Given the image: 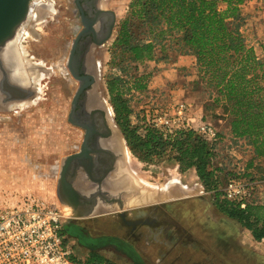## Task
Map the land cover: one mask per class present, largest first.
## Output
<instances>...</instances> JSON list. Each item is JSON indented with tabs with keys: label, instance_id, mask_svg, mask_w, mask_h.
Segmentation results:
<instances>
[{
	"label": "trees",
	"instance_id": "trees-1",
	"mask_svg": "<svg viewBox=\"0 0 264 264\" xmlns=\"http://www.w3.org/2000/svg\"><path fill=\"white\" fill-rule=\"evenodd\" d=\"M250 1L130 0L111 43L108 66L112 73L105 86L114 121L138 161H174L180 172L193 169L204 190L212 193L215 208L248 230L253 240L261 241L264 203L257 193L244 207L222 197L229 179L244 177L257 185L262 179L252 168L255 160H264V49L256 53L246 41L249 15L245 6ZM172 52L189 61L195 85L209 90L210 101L204 109L219 107L222 112L214 117L227 120L231 140L250 149L239 170L218 159L217 144L224 139L219 130L212 141L191 127L158 131L151 126L155 108L149 105L132 121L130 93L146 88V75L137 74V64L165 61ZM205 119V114L199 118ZM70 259L72 264H115L96 251L84 259L71 254Z\"/></svg>",
	"mask_w": 264,
	"mask_h": 264
},
{
	"label": "rangeland",
	"instance_id": "rangeland-1",
	"mask_svg": "<svg viewBox=\"0 0 264 264\" xmlns=\"http://www.w3.org/2000/svg\"><path fill=\"white\" fill-rule=\"evenodd\" d=\"M53 1L56 4L64 3V0ZM129 1L114 0L113 35L97 54V60L100 62L97 89L101 99H105V102L108 101L105 79L112 73L108 66L110 47L115 37L116 26L127 13ZM263 1L252 0L245 6V12L249 15L248 32L246 33L248 41H246L248 45L257 48L258 52L264 49V21L261 17ZM59 15L61 13H58V16L50 13V18L54 19L37 24L38 29H31L37 36L33 34L31 37H40L42 42L45 41L47 46L52 48L56 44V33H59L61 27L51 22H56L57 17H61ZM31 37H26L22 44L29 47L35 44L39 49L37 52H40L37 56L44 59L50 51L41 48L38 45L41 42L34 41ZM53 71L51 83L56 85L63 82L62 86L66 88L64 75L58 74L57 68H53ZM136 72L146 75V88L142 91L132 90L130 93V105L133 109L132 121L136 122L142 116L146 105L172 106L174 101L183 100L189 104L190 113L193 116L200 118L202 114H205V121L214 125L224 136V139L217 144L220 152L218 159L223 163L226 162L230 168H236L235 170L244 166L249 158L250 149L244 143H235L231 140L227 120L214 117V114H221L222 110L219 107L213 110L204 109L210 101L209 90L195 85L194 70L187 59L172 52L165 61H146L137 64ZM55 77L60 80H54ZM47 79L44 77L39 85V98L23 105L20 108L21 114L15 119L6 117L7 126L0 125V209L17 204L27 197L41 201L51 200L61 162L68 153L74 150L73 145L77 144L80 139V130L67 123L65 119L66 95L69 94L67 89L61 93V90L52 87L50 88L51 100H45L46 94L44 93L49 91L46 89ZM106 106L109 109L111 107L108 102ZM110 114L113 116L112 113ZM11 115L13 114L9 113V116ZM17 118L20 120L17 121ZM110 122L112 123V119ZM8 127L13 129L10 131ZM12 131L18 135L21 134L19 141L14 142L6 136ZM116 132L120 136L117 129ZM127 150L129 151L128 148ZM127 150L125 148L126 159L132 170L130 172L133 176L132 180L138 186L160 190L165 187V184L179 180L188 187L191 193L185 197L145 204H168L169 207L166 210L175 216L174 219L179 224L183 223L190 228L192 237L191 240L180 238L173 241L171 246L174 248L165 257L158 252L162 244L156 239H151L149 242L139 241L136 246L144 256L146 264H264V240H253L248 230L235 220L221 214L213 204L212 193L204 190L193 170L180 172L174 161L161 160L145 164L138 161L129 151L130 156ZM254 164L252 172L256 177L261 176L263 179L256 187V191L260 196H264V160H255ZM187 197L191 201L181 205ZM101 211L103 213L86 217L83 221L105 217L112 219V215L121 213L120 211ZM67 220L78 219L69 218ZM74 252V255L80 259L87 256L86 251L78 248ZM105 255L112 260H117L118 264L126 262V258L121 255H115L116 258L110 253H105Z\"/></svg>",
	"mask_w": 264,
	"mask_h": 264
},
{
	"label": "flooded vegetation",
	"instance_id": "flooded-vegetation-1",
	"mask_svg": "<svg viewBox=\"0 0 264 264\" xmlns=\"http://www.w3.org/2000/svg\"><path fill=\"white\" fill-rule=\"evenodd\" d=\"M63 2L56 4L53 0H33L29 16L19 28L15 39L11 41L10 46H7V43L0 51V125L7 126L6 117L15 119L21 114L20 108L23 105L39 98V85L44 77L48 78L46 89H49L44 93L45 100H51L50 88H58L61 93L67 89L69 94L66 95L65 119L67 123L80 130V139L73 145L74 150L68 154L78 152L88 134L86 148L89 155L78 160L77 167L72 165V169H77L71 177V183L81 193H90L88 194L90 199H94L95 196L93 203L95 210H108L124 205L125 202L119 192L128 189L125 188L123 179L119 177L125 172L124 155L122 156V150L125 153V149L122 143L114 141L118 135L114 124L110 122L111 114L106 111L108 101L101 99L97 89L100 65L97 54L113 35L114 0H64ZM50 13L57 16L61 13L59 15L61 17H57L56 22H51L61 27L59 33H56V44L52 48H49L45 41L42 42L40 37H31L33 34L36 35L31 29H38L37 24L54 19L50 18ZM28 36L34 41L41 42L38 44L41 48L50 51L47 56L44 55V59L37 56L40 52H37L39 49L35 44L30 47L22 44ZM70 67L77 77L91 81L77 95L74 102L75 93L83 80L75 78L71 74ZM53 68L58 69V74L64 75L66 88L62 86L63 82H59L60 85L51 83ZM53 79L60 80L56 77ZM61 93L59 95H62ZM9 113L13 114L11 115L13 117L9 116ZM69 115L72 122L84 124L88 130L71 123ZM19 120L20 118H17V121ZM110 124L113 128V138L106 136ZM11 129L13 128L8 127V130ZM17 135L12 131L6 136L9 140L17 142L21 134L18 135V139H16ZM178 183L184 185L179 180ZM51 198L55 204L62 207L56 195V188ZM188 199L187 197L182 201L181 205L189 203L188 201L191 200ZM167 207L168 204H152L144 207L140 205L114 214L112 219L110 217L93 220L87 218L86 221H83L86 218L65 219L62 225L63 233L70 243L73 254L78 248L86 251L87 255L91 251H96L115 264L119 262L107 257L105 253H110L115 258V255H121L126 258L125 264H138V262L146 264L144 256L136 246L139 241L149 242L151 239H156L162 244L158 252L165 257L174 248L171 246L173 241L192 238L190 228L183 223L179 224L174 219L175 216L166 210Z\"/></svg>",
	"mask_w": 264,
	"mask_h": 264
},
{
	"label": "built area",
	"instance_id": "built-area-1",
	"mask_svg": "<svg viewBox=\"0 0 264 264\" xmlns=\"http://www.w3.org/2000/svg\"><path fill=\"white\" fill-rule=\"evenodd\" d=\"M261 17L264 21V4ZM154 108L151 126L158 131L172 133L180 126L194 128L209 141L217 136V128L193 116L189 104L183 100ZM257 186L244 177L232 178L222 187V197L244 207L245 201L257 193ZM257 197L264 203V196L257 193ZM67 215L52 199L41 201L30 197L0 209V264H72L73 251L62 228Z\"/></svg>",
	"mask_w": 264,
	"mask_h": 264
},
{
	"label": "water",
	"instance_id": "water-1",
	"mask_svg": "<svg viewBox=\"0 0 264 264\" xmlns=\"http://www.w3.org/2000/svg\"><path fill=\"white\" fill-rule=\"evenodd\" d=\"M32 1L33 0H0V51L6 46L8 42L12 41L15 38L19 28L27 20ZM70 71L75 78H78L79 80H83V83L78 87L75 93V96L73 98V102H74L77 95L91 81L89 82L88 79L84 77H77L76 73L71 67H70ZM110 109L107 108L106 111L112 113L113 115L112 109L111 110ZM102 113L105 115V112L102 111ZM111 118H112V123L117 128L118 133L122 138L126 148L127 146L121 134V131L117 127L114 121V117L111 116ZM69 121L73 124H76L88 130L87 126H85L84 124H78L72 122L70 115H69ZM107 128H108V134L106 136L108 138H111L113 135V128L111 124L110 126L108 125ZM87 135L88 134H86L84 141L80 146L79 151L65 156L59 167V172L56 182V195L58 200L61 202L62 207L67 211L68 214L67 219L86 218L103 213V211L95 210L93 207V203H95V196L94 199H90V195H88L90 193H81L71 183L72 180L71 177L75 173V169H77V168L72 169V165H74V167H77L78 165H76V163L78 160H81V158L89 156L88 149L86 148ZM123 155L124 152L122 150V156ZM117 178L118 177H116L115 180H117ZM90 179L94 181L92 178ZM131 188L133 189L121 190L119 192L120 193L119 195L121 196V198H123V195H128L129 193H132L131 201L132 204L135 206L145 205L155 202H164L168 199L185 197L191 194L189 193L188 187L179 184L178 181L171 184L167 183L165 184V187L160 190L151 189L150 187H143V186L140 187L137 185V183L133 181V187ZM115 209H119L121 213L123 211L122 206H118L114 208L112 207L108 209V211H114Z\"/></svg>",
	"mask_w": 264,
	"mask_h": 264
},
{
	"label": "crops",
	"instance_id": "crops-1",
	"mask_svg": "<svg viewBox=\"0 0 264 264\" xmlns=\"http://www.w3.org/2000/svg\"><path fill=\"white\" fill-rule=\"evenodd\" d=\"M248 32V31H247ZM246 32V33H247ZM246 40H247V38H246ZM248 41V40H247ZM263 42V41H262ZM254 48V50H255V52L256 53H260V52H258L257 51V48H255V47H253ZM227 130H228V128H227ZM230 134V133H229ZM230 137H231V135H230ZM126 150H127V147H126ZM127 153L131 156V154L129 153V151L127 150ZM124 165H125V172L124 173H122L121 174V176H119L121 179H123V182H124V186H125V188H128V189H133V188H131V187H133V176H131V173L130 172H132V170H131V168H130V166H129V164H128V161H127V159H126V155H125V153H124ZM176 168H177V165H176ZM189 170H193V169H189ZM193 172L195 173V171L193 170ZM121 179H119V180H121ZM132 193H129L128 195H123V200H124V205L122 206L123 207V210H126V209H129V208H132V207H134L135 205H133L132 204V195H131ZM167 201V200H166ZM140 206V205H139ZM114 211H120L119 209H115Z\"/></svg>",
	"mask_w": 264,
	"mask_h": 264
},
{
	"label": "bare ground",
	"instance_id": "bare-ground-1",
	"mask_svg": "<svg viewBox=\"0 0 264 264\" xmlns=\"http://www.w3.org/2000/svg\"><path fill=\"white\" fill-rule=\"evenodd\" d=\"M16 37V36H15ZM15 39V38H14ZM13 39V40H14ZM10 44H11V41L10 42H8V44H7V46H10ZM14 48V47H13ZM23 70V69H22ZM32 74V73H31ZM21 76H23V73H22V71H21ZM116 128V127H115ZM117 129V128H116ZM115 129V130H116ZM118 131V130H117ZM118 135V134H117ZM113 138V137H112ZM112 141V140H111ZM115 142L117 141V142H119V143H122V145H123V148L125 149V145L123 144V140H122V138L120 137V136H118V137H115V140H114Z\"/></svg>",
	"mask_w": 264,
	"mask_h": 264
}]
</instances>
